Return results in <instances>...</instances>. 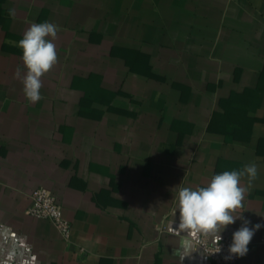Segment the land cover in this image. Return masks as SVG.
I'll use <instances>...</instances> for the list:
<instances>
[{
	"label": "crops",
	"instance_id": "0c3cea01",
	"mask_svg": "<svg viewBox=\"0 0 264 264\" xmlns=\"http://www.w3.org/2000/svg\"><path fill=\"white\" fill-rule=\"evenodd\" d=\"M45 21L58 63L33 104L17 45ZM250 163L237 211L251 227L264 225V0H0V264H209L183 246L174 188ZM39 187L67 240L27 214ZM238 264H264V226Z\"/></svg>",
	"mask_w": 264,
	"mask_h": 264
},
{
	"label": "clouds",
	"instance_id": "9594fccd",
	"mask_svg": "<svg viewBox=\"0 0 264 264\" xmlns=\"http://www.w3.org/2000/svg\"><path fill=\"white\" fill-rule=\"evenodd\" d=\"M9 15L15 18L16 10L9 9ZM58 31L59 26L51 22L32 23L18 41L23 68L18 65L14 77L22 83L26 100L33 104L43 98L41 78L58 63L54 43ZM244 178H247V186L241 184ZM257 178V165L250 163L241 169L213 175L205 186L191 188L179 184L175 187L178 229L186 233L183 246L195 247L201 237H207L217 247L215 253H218L222 247V233L229 225L241 220L240 227L232 233L224 259L245 257L256 231L264 225L257 223L250 227L251 221L237 210L244 206L245 196Z\"/></svg>",
	"mask_w": 264,
	"mask_h": 264
},
{
	"label": "built area",
	"instance_id": "2783aa9c",
	"mask_svg": "<svg viewBox=\"0 0 264 264\" xmlns=\"http://www.w3.org/2000/svg\"><path fill=\"white\" fill-rule=\"evenodd\" d=\"M31 205L27 214L33 218L46 219L52 222L60 236L67 240L70 237V226L63 214L62 207L57 202L53 194L44 187L34 189L30 195ZM231 243V237H225L221 241V251L217 252V247L213 245L207 237H201L199 243L195 244L198 249L209 261V264H238L243 258H233L225 260L228 254L227 249ZM214 253V254H212Z\"/></svg>",
	"mask_w": 264,
	"mask_h": 264
}]
</instances>
